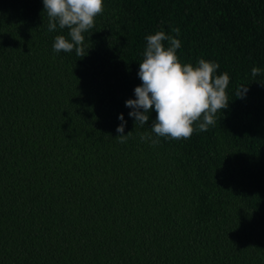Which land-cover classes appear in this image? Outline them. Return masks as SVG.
<instances>
[{"label":"trees","instance_id":"obj_1","mask_svg":"<svg viewBox=\"0 0 264 264\" xmlns=\"http://www.w3.org/2000/svg\"><path fill=\"white\" fill-rule=\"evenodd\" d=\"M47 22L0 0V264H264V0H103L81 57ZM157 30L228 74V106L150 144L155 112L138 126L124 101Z\"/></svg>","mask_w":264,"mask_h":264},{"label":"clouds","instance_id":"obj_2","mask_svg":"<svg viewBox=\"0 0 264 264\" xmlns=\"http://www.w3.org/2000/svg\"><path fill=\"white\" fill-rule=\"evenodd\" d=\"M41 3L48 20L47 30L67 29V37L54 36L52 51L57 54L75 51L77 56L84 55L83 34L94 27L95 17L103 12V0H41ZM144 40L137 68L140 83L133 87V96L124 101L129 109L127 115L138 126H144L150 113L155 112L151 132L141 134L140 139L150 144L159 143V138L187 139L194 131V124L199 131L215 125L217 112L228 106L225 94L228 74H217L219 65L215 61L199 58L195 63L181 62L176 54L180 40L162 30L146 34ZM260 72L257 66L250 69L252 76ZM246 91V86H241L236 97ZM117 119L120 123L116 132L120 134L116 137L123 143L130 131L124 134L123 113H118Z\"/></svg>","mask_w":264,"mask_h":264}]
</instances>
